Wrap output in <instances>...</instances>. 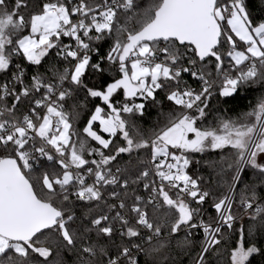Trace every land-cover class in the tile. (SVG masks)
<instances>
[{
  "label": "snow or ice",
  "instance_id": "snow-or-ice-1",
  "mask_svg": "<svg viewBox=\"0 0 264 264\" xmlns=\"http://www.w3.org/2000/svg\"><path fill=\"white\" fill-rule=\"evenodd\" d=\"M257 234L264 17L246 0H0V264H249Z\"/></svg>",
  "mask_w": 264,
  "mask_h": 264
},
{
  "label": "trees",
  "instance_id": "trees-1",
  "mask_svg": "<svg viewBox=\"0 0 264 264\" xmlns=\"http://www.w3.org/2000/svg\"><path fill=\"white\" fill-rule=\"evenodd\" d=\"M246 2H247L249 10L252 12L254 19L260 20L262 17H264V4H262L261 0H246ZM108 79H110V77ZM250 99H253V98L249 97L247 92L240 94V96H238L236 99L231 101L230 105L226 106L231 110L229 114L235 116L242 111H246L247 105L249 104ZM89 106L91 107V105ZM150 111H151V118H154L155 110H150ZM208 119H209V122H211L213 117L209 116ZM201 171L205 172L206 174V170L201 169ZM241 223L244 225V228H245L244 239H245V243L247 244V241L249 239L247 235L248 221L245 218V220L241 221ZM240 239H241L240 233L237 232L232 237L230 241V246L235 245ZM255 242L257 243L258 246L264 247V235L257 234ZM66 260L68 264H72L73 257L66 256ZM181 261H183V264H187V258L185 257L178 258V264H180ZM141 264H143V261H141ZM249 264H264V257L260 255H253L252 257H250Z\"/></svg>",
  "mask_w": 264,
  "mask_h": 264
}]
</instances>
